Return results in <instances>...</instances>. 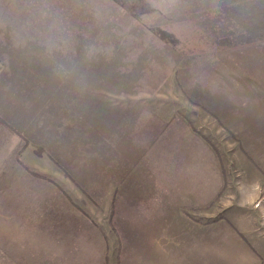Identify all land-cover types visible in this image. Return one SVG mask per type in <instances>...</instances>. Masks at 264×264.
Wrapping results in <instances>:
<instances>
[{
    "label": "rangeland",
    "instance_id": "obj_1",
    "mask_svg": "<svg viewBox=\"0 0 264 264\" xmlns=\"http://www.w3.org/2000/svg\"><path fill=\"white\" fill-rule=\"evenodd\" d=\"M50 1L57 9L49 16L42 12L47 11L48 0H0V112L28 140L27 150L20 152L23 137L0 123V150L6 155L0 169L2 182L9 187L15 179H28L27 184L33 182L29 179H42L22 166L19 178L18 159L23 160L32 170L59 181L100 222L113 193L126 207L130 205L127 198L139 204L142 197L160 192L161 179L177 176L187 184L194 160L202 169L213 164L200 148L199 154L173 151L174 144L192 149L193 133L199 132L220 150L227 185L216 199L215 194L216 202L207 215L193 216L230 226L225 247L214 241L213 256L207 252L196 263L211 264L213 257L214 264H232L233 260L224 257V249L236 259L232 241L243 239L244 255L242 245L238 246L236 264H264V137L252 133L241 137L233 118L221 114L220 106L209 104L212 96L239 99L240 108L250 110L248 104L259 100L260 106L252 105L250 111L262 122L264 41L254 46L260 58L248 48L231 50V42H243L244 27L229 18L222 25L205 24L204 12L194 14L202 25L197 26L188 11L178 13L181 3L182 9H188L187 0ZM41 4L45 9H37ZM137 4L144 6V12L135 13L132 7ZM61 10L76 31L58 23ZM79 12L81 20L74 17ZM260 17L261 24L251 27V32L264 40V11ZM65 28H70L68 35ZM210 48L214 52L208 54ZM163 125L164 132L152 139ZM151 140L148 154L133 167L138 147ZM37 145L45 147L42 154ZM200 156L203 163L198 161ZM213 174L219 176L220 171ZM258 178L261 186L256 184ZM46 183L41 182L49 189ZM41 184L35 186L37 196L49 193V200L57 204V190L47 191ZM167 189L163 188L165 194ZM21 194V206H27L28 186ZM58 216L64 217L61 212ZM66 218L72 216L65 215L62 226ZM101 227L109 245L107 264H116L118 241L110 228ZM136 246L134 241L129 244L120 258L123 264H135V259L149 254ZM174 252L165 250L167 255ZM173 262L180 264L177 259Z\"/></svg>",
    "mask_w": 264,
    "mask_h": 264
},
{
    "label": "crops",
    "instance_id": "obj_2",
    "mask_svg": "<svg viewBox=\"0 0 264 264\" xmlns=\"http://www.w3.org/2000/svg\"><path fill=\"white\" fill-rule=\"evenodd\" d=\"M196 1L198 3L192 4V0H190V9H204L206 24L210 21V24L222 25L223 23H220L229 18L232 22L236 21V24L244 27L242 32L246 37L240 40H244L246 43L233 47L231 50L248 48L247 51H251L252 56L255 58L261 57L257 52L258 49L256 50L254 46L264 40L256 38L255 34L251 32V27H258L261 24L260 15L264 11V0ZM217 18L221 19L219 23L214 20ZM226 23L229 24L228 21ZM207 52L210 54V52H214V49L210 48ZM210 98V105L220 106L221 114H227L228 118H233V123H235L238 130L236 132L241 137L247 136L249 133L258 138L264 137V118L260 114L263 119L261 122L257 118L258 114L250 111L253 101L250 104L247 103L250 110H244L240 108L239 99L229 97V99H213V96ZM256 103L252 106L255 109H257L256 105L260 106V101L257 100ZM164 126L156 130L152 139L158 138L159 134L164 132ZM257 130L259 133H257ZM156 133L158 134L157 137L155 136ZM148 143L152 147V140L147 142L143 148L138 147L140 150L138 149L139 154L132 165L133 167L137 166V160H141L148 154L151 147L140 158ZM191 148L186 150L184 146L173 145V151L179 153L192 150L199 154L197 150L200 148L201 154H206V158L210 157L213 164L202 169L194 160L193 164L190 165V179L187 184L179 181L177 176L161 179L160 184H158L160 192L149 197H142L139 204L136 203L137 199L130 200L127 198L130 205L126 207L123 200L120 199L119 203L117 201L118 195L113 193L107 203L109 209L104 208L106 217L104 216V220L100 222L92 219L89 213L80 205L81 210L73 206L50 180L40 179L37 181V179H29L33 182L29 181L31 183L27 184L28 179H15L11 184L12 186L7 187L5 180L3 179L2 182V179H0V264H97V261H99V264H107L109 245L101 226L110 228L117 239L115 231L109 224L113 209L112 201L115 202L116 226L121 233V242L118 243L121 258L126 254V249H129V244L133 241L141 253L142 251H145V254L149 253L144 259L141 257L139 260L135 259L133 261L135 264H173L174 259L180 260V264H197L196 260L207 257V252L210 256H213V242L219 240L221 246H223V241L227 243L229 239L226 240V231L230 225L223 227L221 221L214 225L213 222L202 221L193 216L195 214L207 215L208 209L212 205L207 209H193L191 207L212 204L217 195L223 192L225 185H227V172L224 160L222 161L219 155L220 150L218 151V147L208 138L206 139L203 134L193 133ZM5 157V151L0 150V169L5 166ZM198 161L203 163V157H198ZM214 166H216L215 170ZM17 170L19 178H22L21 165L17 167ZM63 170L73 182L80 184L64 166ZM129 170L130 168L126 171L129 172ZM221 170L224 171L221 172ZM214 171H220V175H214ZM9 179L7 178V180ZM46 181V184L50 186V190H57L59 193L57 204L49 200V193L47 196L40 195V197L36 194L38 190L35 186L39 185V182L41 184V182ZM14 182H18V185L14 186ZM32 183L34 185H31ZM257 183H260L261 186L260 178L256 181ZM13 186L15 190L14 193H11ZM26 186H28L29 194H24L28 196L24 204L27 206L22 207L23 194L21 192L25 190ZM41 187H46L44 189L49 191L47 185L41 184ZM164 187L168 188L167 194L164 193ZM189 187H192L199 195L190 193ZM200 187H202V190H200ZM212 187H215V192H213ZM33 191L34 193L31 194ZM66 191L68 192L67 189ZM69 195L72 197L70 193ZM72 199L74 200L73 197ZM75 202L77 203V201ZM57 205L63 207L64 210L59 209ZM137 205L139 206L137 207ZM60 212L64 217L58 216ZM68 214L72 216V219L66 218L67 224L62 226L65 215L67 217ZM44 216H47V218H43ZM214 229H216V233H214ZM128 231H130L129 234H127ZM239 240L233 239L232 241L234 243L233 249L237 254L236 259H234V256L230 258L228 254H231V252L224 249V257L228 258L229 261L233 260L232 264H236L237 259H239L238 246L242 245L241 252L244 255L243 246H245V243L243 239L242 241ZM248 247L254 251L251 244L248 243ZM166 249L173 252L179 250V253L174 252L173 255L171 253V255H167L165 253ZM121 250L125 252L123 253ZM117 251H115L116 264L118 261ZM211 260V264H214L213 257ZM120 264H123L122 260Z\"/></svg>",
    "mask_w": 264,
    "mask_h": 264
},
{
    "label": "trees",
    "instance_id": "obj_3",
    "mask_svg": "<svg viewBox=\"0 0 264 264\" xmlns=\"http://www.w3.org/2000/svg\"><path fill=\"white\" fill-rule=\"evenodd\" d=\"M37 1H40V0H37ZM48 1H49V4H47V11L46 12L45 11H42L43 13H47V15H49L51 12H53L54 10L57 9V7H55V5L53 3L51 4L52 1H50V0H48ZM178 1L185 2L186 0H178ZM187 2L189 3V7H187L188 9H182L183 6H184V4L181 3L178 6V13H180L182 11H188V14L190 16L189 18L191 20L194 19V23L197 26H202L200 23H198L195 20L196 19V15H194V14H196V13H199L200 14L202 12H204V14H205L204 9H190V0H187ZM139 6H140V4H137V5H135V6L132 7L133 9L136 8L135 9V13H137V12H144V10H145V9H143L144 6H142L141 8H138ZM132 8H128L127 7L128 13H131L130 10H132ZM37 9L41 10V9H45V7L41 4V5H39L37 7ZM147 10H149V9H147ZM62 12H63V10L59 11L58 15L56 16V17H58L57 18L58 23H61V24L62 23H65L64 26H69L72 30H75L76 31L77 30V27L75 29V27L70 26L67 23V21L65 20V18L68 16L67 13H66V16H63L62 15ZM51 16H53V15H51ZM74 17L77 20H81L80 12L79 13H75L74 14ZM205 24H206V22H205ZM70 28H65L64 31H65V34L66 35H68ZM242 37L244 39V37H246V35H242ZM231 43H234V46L233 47H236L238 45H244L246 43V41L243 40V42H241V43H238V42L237 43L236 42H231ZM0 123L3 124V126H5L11 132L16 133V134H19L21 137H23L24 142L22 143V145L20 147V152L23 151L28 146V140L25 138V136L23 134H21L20 133V130L18 128H16L6 117H4L1 112H0ZM157 135L158 134L156 133L155 136L157 137ZM150 147H151V144L149 145V143H148V146L146 147V149H144L143 153L140 155V158H142L148 152V150H149ZM36 150H37L38 153L42 154V152H44V150H45V147L42 146V145H37V149ZM17 159H18V155H17ZM18 163L23 168H25L26 170H28L32 175H34V176H36L38 178L47 179V180H50L51 182H53L57 186V188L59 189V191L62 192V194L68 199V201L73 206H75L76 208H79L81 210V207L72 199V197L69 195V193L66 191V189L60 183H58L55 179H53L51 177H48V176H46L44 174H41V173H38V172L32 170L23 160L18 159ZM61 168H63V167L61 166ZM213 202H212V204H213ZM212 204L211 203H208L206 205H201L199 207L198 206L197 207L196 206H193L191 208H193V209H207ZM111 205H112V208L113 209H112L111 214H110L109 224L112 227V229L115 231V235L117 237L118 243H120L121 242V233H120L119 229L117 228L116 221H115V209H114L115 208V202L112 201ZM120 258H121V256H120V249L118 247V251H117V260L118 261H117V264H120Z\"/></svg>",
    "mask_w": 264,
    "mask_h": 264
}]
</instances>
